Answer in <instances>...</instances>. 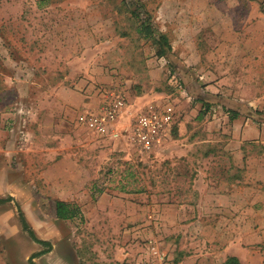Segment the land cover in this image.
<instances>
[{"label":"rangeland","instance_id":"obj_1","mask_svg":"<svg viewBox=\"0 0 264 264\" xmlns=\"http://www.w3.org/2000/svg\"><path fill=\"white\" fill-rule=\"evenodd\" d=\"M114 97L156 151L78 123ZM0 200V264H264V0H0Z\"/></svg>","mask_w":264,"mask_h":264},{"label":"built area","instance_id":"obj_2","mask_svg":"<svg viewBox=\"0 0 264 264\" xmlns=\"http://www.w3.org/2000/svg\"><path fill=\"white\" fill-rule=\"evenodd\" d=\"M77 121L102 137H110L119 130V124L125 122L121 124L119 135L142 153L151 154L171 133L175 125V108L162 102H152L141 108L130 107L121 97H114L97 111L81 113Z\"/></svg>","mask_w":264,"mask_h":264},{"label":"trees","instance_id":"obj_3","mask_svg":"<svg viewBox=\"0 0 264 264\" xmlns=\"http://www.w3.org/2000/svg\"><path fill=\"white\" fill-rule=\"evenodd\" d=\"M148 26H143L142 28V33H144L145 35L147 36H151L153 35V30L152 28H150V25L147 24ZM162 40L164 41L165 44L168 43L167 39L163 36L162 37ZM168 45V44H167ZM239 116V112L237 111H233L232 112V119H236L237 117ZM7 200H0V205L5 203ZM56 209H57V218L58 219H62V220H69V219H73L77 216L78 214V209L76 207H72L71 205L69 204H66V203H63V202H58L56 203ZM19 216H20V220L22 222V225H23V228L25 231H27L30 236L37 242L39 243H42L46 246L51 247V243L50 242H47V241H40L36 238L35 234L33 233V231L30 229L28 223H27V220L25 218V215L24 213L22 212L21 208H19ZM48 250H45L43 252H40L38 254H36V256H40V255H43V254H46ZM224 264H240L238 258H235V257H229L227 259V261L224 263Z\"/></svg>","mask_w":264,"mask_h":264},{"label":"crops","instance_id":"obj_4","mask_svg":"<svg viewBox=\"0 0 264 264\" xmlns=\"http://www.w3.org/2000/svg\"><path fill=\"white\" fill-rule=\"evenodd\" d=\"M58 219V218H57Z\"/></svg>","mask_w":264,"mask_h":264}]
</instances>
